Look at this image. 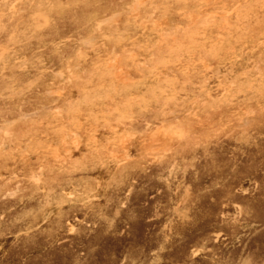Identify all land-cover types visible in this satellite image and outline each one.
Masks as SVG:
<instances>
[{
	"label": "rangeland",
	"instance_id": "374dc122",
	"mask_svg": "<svg viewBox=\"0 0 264 264\" xmlns=\"http://www.w3.org/2000/svg\"><path fill=\"white\" fill-rule=\"evenodd\" d=\"M239 1L1 0L0 264H264V0Z\"/></svg>",
	"mask_w": 264,
	"mask_h": 264
},
{
	"label": "bare ground",
	"instance_id": "6f19581e",
	"mask_svg": "<svg viewBox=\"0 0 264 264\" xmlns=\"http://www.w3.org/2000/svg\"><path fill=\"white\" fill-rule=\"evenodd\" d=\"M38 1H39V0H38ZM55 1H56V0H52V5L50 6L51 10H52L53 12H55V13H60V12H62V11L64 10V8H63L61 5H59L57 2H55ZM165 1H166V0H165ZM216 1H217V0H216ZM240 1H241V0H240ZM240 1H239V2H240ZM243 1H244V0H243ZM0 2H1V0H0ZM160 2H161V1H160ZM3 3H4V1H3ZM154 3H155V1H154ZM237 4L239 5V3H237ZM36 5H37V3H36ZM38 5H39V3H38ZM235 5H236V4H235ZM235 5H234V6H235ZM11 6H12V5H11ZM39 6H40V5H39ZM126 6H127V5H126ZM183 6H184V5H183ZM208 6H209V5H208ZM7 7H8V6H7ZM165 7H166V6H165ZM232 7H233V6H232ZM9 8H10V7H9ZM128 8H129V7H128ZM181 8H182V7H181ZM196 8H197V7H196ZM203 8H204V7H203ZM234 8H235V7H234ZM7 10H8V8H7ZM19 10H21V9H19ZM166 10H167V8H166ZM229 10H230V9H229ZM234 10H235V9H234ZM237 10H238V9H237ZM4 11H5V10H4ZM8 11H9V10H8ZM42 11L44 12V10H42ZM162 11H163V10H162ZM220 11H221V10H220ZM223 11H224V10H222V12H223ZM200 12H201V11H200ZM208 12H209V11H208ZM208 12H207V13H208ZM212 12H213V11L211 10V13H212ZM164 13H166V12H164ZM187 13H188V12H187ZM202 13H204V12H202ZM205 13H206V12H205ZM209 13H210V12H209ZM226 13H228V12H226ZM229 13H230V11H229ZM229 13H228V14H229ZM235 13H236V12H235ZM235 13H234V14H235ZM240 13H241V12H240ZM240 13H238V15H239ZM245 13H246V12H245ZM10 14H12V13H10ZM122 15H123V14H122ZM195 15H196V14H195ZM209 15H210V14H209ZM211 15H212V14H211ZM213 15H214V14H213ZM213 15H212V16H213ZM216 15H217V14H216ZM225 15H226V14H225ZM235 15H236V14H235ZM235 15H234V16H235ZM245 15H246V14H245ZM33 16H34V15H33ZM40 16H43V15H40ZM126 16H127V15H126ZM202 16H203V15H202ZM206 16H207V14H206ZM46 17H47V16H46ZM147 17H148V16H147ZM191 17H192V16H191ZM42 18H43V17H42ZM44 18H45V17H44ZM148 18H149V17H148ZM148 18H147V19H148ZM203 18H204V17H203ZM229 18H230V17H229ZM87 19H88V18H87ZM120 19H121V18H120ZM209 19H210V18H209ZM231 19H232V18H231ZM37 21H38V20H37ZM120 21H122V20H120ZM126 21H127V20H126ZM131 21H132V20H131ZM176 21H177V20H176ZM95 22H96V21H95ZM109 22H110V21H109ZM229 22H230V21H229ZM97 23H98V22H97ZM104 23H105V22H104ZM126 23H127V22H125V25H124V28H125V29H126L125 26L127 25ZM171 23H172V22H171ZM123 24H124V22H123ZM130 24H131V23H130ZM130 24H128V26H130ZM20 25H21V24H20ZM132 25H133V24H132ZM187 25H188V24H187ZM102 26H103V25H102ZM178 26H180V25H178ZM200 26H201V25H200ZM28 27H29V26H28ZM3 28H4V26H3ZM122 28H123V27H122ZM133 28H134V26H133ZM142 29H143V28H142ZM195 29H196V28H195ZM195 29H194V30H195ZM199 30H200V29H199ZM199 30H198V31H199ZM94 31H95V29H94ZM94 31H92V32H94ZM121 31L123 32V30H121ZM142 31H143V30H142ZM142 31H140V32H142ZM203 31H204V30H203ZM242 31H243V30H242ZM122 32H121V33H122ZM221 32H222V31H221ZM13 33H14V31H13ZM119 33H120V32H119ZM222 33H223V32H222ZM201 34H202V33H201ZM209 34H210V33H209ZM9 35H10V34H9ZM11 36H12V35H11ZM101 36H102V35H101ZM115 36H117V35H115ZM169 36H170V35H169ZM180 36H181V35H180ZM104 37H105V36H104ZM127 37H128V35H127ZM206 37H207V36H206ZM64 38H65V37H64ZM108 38H109V37H108ZM116 38H120V37L118 36V37H116ZM149 38H150V37H149ZM171 38H172V36H171ZM260 38H261V37H260ZM15 39H16V38H15ZM98 39H99V38H98ZM102 39H103V38L100 37V41H102ZM109 39H110V38H109ZM120 39H121V38H120ZM123 39H124V38H123ZM123 39H122V40H123ZM187 39H188V37H187ZM248 39H249V38H248ZM61 40H62V39H61ZM63 40H64V39H63ZM81 40H82V39H81ZM85 40H86V39H85ZM104 40H106V39H104ZM124 40H125V39H124ZM207 40H209V39L207 38ZM10 41H11V40H10ZM108 41H109V40H108ZM260 41H261V40H260ZM8 42H9V41H7V43H8ZM50 42H51V41H50ZM106 42H107V40H106ZM129 42H130V41H129ZM145 42H146V41H145ZM169 42H170V41H169ZM221 42H222V41H221ZM82 43H87V42H85V41L83 42V41H82ZM101 43H102V42H101ZM101 43H100V44H101ZM159 43H160V42H159ZM178 43H180V42H178ZM55 44H56V43H55ZM118 44H119V43H117V45H118ZM140 44H142V43H139L138 46H140ZM165 44H166V43H165ZM180 44H181V43H180ZM180 44H179V45H180ZM182 44H183V43H182ZM220 44H221V43H220ZM220 44H219V45H220ZM236 45H237V44H236ZM0 46H1V45H0ZM86 46H87V45H86ZM167 46H168V45H167ZM181 46H182V45H181ZM181 46H180V47H181ZM186 46H188V44H186ZM241 46H242V45H241ZM3 47H4V46H3ZM92 47H93V46H92ZM256 47H257V46H256ZM112 48H113V47H112ZM115 48H116V47H115ZM136 48H137V47H136ZM166 48H167V47H166ZM174 48H175V45H174ZM174 48H173V49H174ZM176 48L178 49V47H176ZM181 48H184V47H181ZM216 48H217V47H216ZM216 48H212L211 50L214 51ZM218 48H219V46H218ZM254 48H255V46L253 47V49H254ZM2 49L4 50V48H2ZM89 49H92V48L89 47ZM167 49L169 50V47H168ZM170 49H171V48H170ZM205 49H206V48H205ZM3 50H1V51H2L1 54L3 53ZM5 50H6V49H5ZM37 50H38V49H37ZM95 50H96V49H95ZM99 50H100V49H99ZM99 50H98V51H99ZM111 50H112V49H111ZM137 50H138V49H137ZM146 50H147V49H146ZM153 50H154V49H153ZM168 50H166V51H168ZM208 50H209V48H208ZM211 50H209V51H211ZM219 50H220V49H219ZM219 50H218V51H219ZM246 50H247V49H246ZM6 51H7V50H6ZM6 51H4L5 54H6ZM131 51H132V50H131ZM131 51H130V52H131ZM144 51H145V50H144ZM204 51H205V50H204ZM213 51H212V52H213ZM239 51H240V49H239ZM251 51H252V50H251ZM253 51H254V50H253ZM253 51H252V52H253ZM94 52H95V51H94ZM96 52H97V51H96ZM120 52H121V50H120ZM145 52H147V51H145ZM236 52H237V51H236ZM240 52H241V51H240ZM91 53H92V52H91ZM103 53H105V52H103ZM103 53H102V54H103ZM138 53H140V52H138ZM148 53H149V52H148ZM148 53H146V55H147ZM93 54H94V53H93ZM112 54H113V53H112ZM185 54L188 55L187 53H185ZM210 54H211V53H210ZM2 55H3V54H2ZM86 55H87V54H86ZM86 55H85V56H86ZM110 55H111V54H110ZM78 56H79V55H78ZM95 56H96V54H95ZM95 56H94V57H95ZM143 56H144V55H143ZM163 56H164V55H163ZM1 57H3V56H1ZM112 57H113V56H112ZM155 57H156V56H155ZM161 57H162V56H161ZM181 57H182V56H181ZM210 57H211V56H210ZM231 57H232V56H231ZM22 58H23V57H22ZM81 58H82V56H81ZM81 58H80V59H81ZM95 58H96V60H97V56H96ZM102 58H103V57H102ZM105 58H106V57H105ZM105 58H103L104 61H106ZM116 58H117V57H116ZM127 58H129V57H127ZM131 58H132V57H131ZM134 58H135V57H134ZM134 58H133V59H134ZM150 58H151V57H150ZM163 58H164V57H163ZM227 58H228V57H227ZM241 58H242V57H241ZM1 59H2V58H1ZM42 59H43V58H42ZM75 59H76V58H75ZM75 59H74V60H75ZM83 59H84V58H83ZM98 59H99V58H98ZM124 59H125V57H124ZM156 59H157V58H156ZM175 59H176V58H175ZM198 59H199V58H198ZM225 59H226V58H225ZM16 60H18V59H16ZM96 60H94V61H96ZM125 60H128V59H125ZM148 60H150V59H148ZM158 60H159V57H158ZM164 60H165V58H164ZM187 60H188V59H187ZM226 60H227V59H226ZM226 60H224V62H225ZM228 60H229V59H228ZM18 61H20V60H18ZM21 61H22V59H21ZM27 61H28V60H27ZM81 61H83V60H81ZM101 61H102V60H101ZM115 61H117V60H115ZM173 61H174V59H173ZM176 61H177V60H176ZM229 61H230V60H229ZM13 62H14V61H13ZM92 62H93V61H92ZM102 62H103V61H102ZM132 62H133V61H132ZM132 62H131V63H132ZM147 62H148V61H147ZM147 62H146V63H147ZM166 62H167V61H166ZM195 62H196V61H195ZM197 62H198V60H197ZM227 62H228V61H227ZM24 63H27V62H24ZM42 63H43V62H42ZM125 63H126V61H125ZM207 63H208V62H207ZM3 64H4V63H3ZM92 64H93V63H92ZM92 64H91V66H92ZM102 64H103V63H102ZM102 64H100V65H102ZM158 64H159V62H158ZM161 64H162V63H161ZM163 64H164V63H163ZM166 64H168V62H167ZM23 65H24V64H23ZM66 65H67V63H66ZM103 65H104V64H103ZM191 65H193V64H191ZM222 65H223V64H222ZM16 66H18V65H16ZM75 66H76V65H75ZM113 66H114V64H113ZM218 66H219V65H218ZM72 67H73V66H72ZM84 67H85V66H84ZM110 67H111V66H109V68H110ZM144 67H146V66H144ZM152 67H153V66H152ZM186 67H187V65H186ZM192 67H193V66H192ZM149 68H150V67H149ZM189 68H190V66H189ZM214 68H215V67H214ZM214 68H213V69H214ZM250 68H251V67H250ZM17 69H19V67H17ZM23 69H24V67H22V70H23ZM72 69H73V68H72ZM76 69H77V68H76ZM106 69H107V68H106ZM117 69H118V68H117ZM143 69H144V68H143ZM160 69H161V68H160ZM162 69H163V67H162ZM218 69H219V67H218ZM229 69H231V67H230ZM47 70H48V69H47ZM119 70H120V68H119ZM147 70H148V69H147ZM149 70H150V69H149ZM183 70H185V69H183ZM194 70H195V69H194ZM75 71H76V70H75ZM95 71H96V70H95ZM144 71H145V70H144ZM199 71H200V70H199ZM226 71H227V69H226ZM52 72H53V71H52ZM71 72H72V71H71ZM99 72H100V71H99ZM180 72H181V71H180ZM186 72H187V71H186ZM217 72H218V71H217ZM228 72H229V71H228ZM231 72H232V71H231ZM128 73H129V72H128ZM148 73H149V72H148ZM183 73H184V72H183ZM183 73H182V74H183ZM114 74H116V73H114ZM140 74H141V73H140ZM143 74H144V73H143ZM149 74H150V73H149ZM173 74H174V73H173ZM218 74H219V73H218ZM236 74H237V73H236ZM57 75H58V74H57ZM70 75H71V74H70ZM73 75H74V74H73ZM109 75H110V74H109ZM109 75H108V76H109ZM146 75H147V74H146ZM146 75H145V76H142V77H146ZM150 75H151V74H150ZM207 75H208V74H207ZM237 75H238V74H237ZM76 76H77V74H76ZM117 76H118V75H117ZM130 76H131V75H130ZM148 76H149V75H148ZM148 76H147V77H148ZM241 76H242V75H241ZM254 76H255V75H254ZM2 77H3V76H2ZM152 77H153V76H152ZM184 77H185V76H184ZM211 77H213V76L211 75ZM225 77H226V76H225ZM228 77H229V76H228ZM138 78H139V77H138ZM138 78H137V79H138ZM186 78H187V77H186ZM207 78H208V77H207ZM244 78H245V77H244ZM115 79H116V78H115ZM141 79H144V78H141ZM166 79H168V78H166ZM173 79H174V78H173ZM195 79L197 80V78H195ZM201 79H202V78H201ZM65 80H66V79H65ZM149 80H150V79H149ZM163 80L165 81V78H163ZM163 80H162V81H163ZM217 80H218V79H217ZM217 80H216V81H217ZM239 80H240V79H239ZM156 81H157V79H156ZM160 81H161V79H160ZM162 81H161V82H162ZM183 81H184V80H183ZM188 81H191V80H188ZM242 81H243V80H242ZM61 82H62V80H61ZM66 82H67V80H66ZM165 82H167V81H165ZM168 82H169V81H168ZM240 82H241V80H240ZM254 82L256 83V79H255ZM157 83H158V82H157ZM157 83H156V84H157ZM169 83H170V82H169ZM182 83H184V82H182ZM182 83H181V84H182ZM193 83H194V82H193ZM193 83H192V84H193ZM201 83H202V85H203V82H201ZM201 83H200V84H201ZM214 83H215V82H214ZM218 83H219V82H218ZM249 83H250V81H249ZM260 83H261V82H259V79H258V84H256V85H259ZM66 84H67V83H66ZM136 84H137V86H138L139 83H136ZM159 84L161 85L160 82H159ZM165 84H166V83H165ZM181 84H180V86H181ZM233 84H235V83H233ZM10 85H12V84H10ZM62 85H65V84H62ZM140 85H143V83L140 84ZM193 85H194V84H193ZM197 85H198V84H197ZM216 85H217V84H216ZM252 85H253V84H252ZM29 86H30V84H29ZM29 86H28V87H29ZM133 86H134V85H133ZM135 86H136V85H135ZM157 86H158V85H156V88H157ZM163 86H164V85H163ZM170 86H171V85H170ZM194 86H195V85H194ZM210 86H211V84H210ZM260 86H261V85H260ZM114 87H115V86H114ZM131 87H132V86H131ZM141 87H142V86H141ZM143 87H144V86H143ZM151 87H152V86H150L149 89H150ZM164 87H165V86H164ZM214 87H215V86H214ZM10 88H12V87H10ZM126 88H127V87H126ZM136 88H137V87H136ZM152 88H153V87H152ZM160 88H161V87H160ZM183 88H184V87H183ZM201 88H202V87H201ZM208 88H210V87H208ZM215 88H216V87H215ZM251 88H252V86H251ZM253 88H254V87H253ZM79 89H82V88H79ZM149 89H147V87H146V89H145L144 91L149 90ZM153 89H154V88H153ZM177 89H178V88H177ZM177 89H176V90H177ZM192 89H193V88H192ZM210 89H211V88H210ZM227 89H228V88H227ZM257 89H258V88H257ZM83 90H84V89H82L81 91H83ZM85 90H86V92H87V89H85ZM114 90H115V89H114ZM123 90H125V89H123ZM167 90H171V89H167ZM176 90H174L175 92H173V91H172V92H173V93H176ZM195 90H196V89H195ZM198 90H199V89H198ZM56 91H57V90H56ZM119 91H120V90H119ZM149 91H150V90H149ZM154 91H155V90H154ZM159 91H160V90H159ZM182 91H183V90H182ZM199 91H200V90H199ZM208 91H209V90H208ZM222 91H223V90H222ZM234 91H235V90H234ZM83 92H84V91H83ZM114 92H115V91H114ZM126 92H127V91H125L124 93H126ZM169 92H170V91H169ZM169 92H168V93H169ZM177 92H179V91H177ZM227 92H228V90H227ZM245 92H246V91H245ZM245 92H244V93H245ZM1 93H2V92H1ZM112 93H113V92H112ZM141 93H142V92H141ZM144 93H145V92H144ZM144 93H143V94H144ZM146 93H147V92H146ZM156 93H157V92H156ZM156 93H155L154 95H156ZM183 93H185V90H184ZM220 93H221V92H220ZM56 94H58V93H56ZM109 94H110V93H109ZM158 94H161V93L159 92ZM176 94H178V93H176ZM176 94H175V95H176ZM206 94H207V93H206ZM225 94H226V93H225ZM233 94H234V93H233ZM235 94H236V93H235ZM241 94H242V93H241ZM118 95H119V94H118ZM138 95H139V94H138ZM149 95H150V94H149ZM242 95H243V94H242ZM61 96H62V95H61ZM82 96L85 97V94H83ZM133 96H134V95H133ZM142 96H143V95H142ZM151 96H152V94H151ZM159 96H160V95H159ZM168 96H169V95H168ZM178 96H179V95H178ZM180 96H181V95H180ZM216 96H218V95H216ZM237 96H238V95H237ZM127 97H128V96H127ZM136 97H138V96H136ZM136 97H135V98H136ZM169 97H170V96H169ZM173 97H174V95H173ZM185 97H186V96H185ZM205 97H206V96H205ZM213 97H214V96H213ZM233 97H234V96H233ZM246 97H247V96H246ZM2 98H3V97H2ZM57 98H58V97H57ZM97 98H98V97H97ZM132 98H133V97H132ZM159 98H160V97H159ZM201 98H202V97H201ZM219 98H220V97H219ZM223 98H224V97H223ZM234 98H235V97H234ZM84 99H85V98H84ZM98 99H99V98H98ZM130 99H131V98H130ZM136 99H137V98H136ZM150 99H151V98H150ZM150 99H149V100H150ZM179 99H180V98H179ZM181 99H182V98H181ZM183 99H184V98H183ZM198 99H199V98H198ZM214 99H215V98H214ZM221 99H222V98H221ZM238 99H239V98H238ZM86 100H87V99H86ZM88 100H89V99H88ZM91 100H92V99H91ZM91 100H89V101H91ZM132 100L134 101L135 99H132ZM143 100H144V98H143ZM152 100H153V96H152ZM217 100H219V99H217ZM260 100H261V98H260ZM126 101H127V100H126ZM128 101H129V100H128ZM145 101H146V104H147V100H146V98H145ZM171 101H172V100H171ZM180 101H183V100H180ZM205 101H206V100H204L203 102H205ZM213 101H214V100H213ZM221 101H222V100H221ZM221 101H220V102H221ZM56 102H57V101H56ZM64 102H65V101H64ZM124 102H125V101H124ZM154 102H155V101H154ZM163 102H164V101H163ZM167 102H169V101H167ZM177 102H178V100H177ZM192 102H193V101H192ZM215 102H216V101H215ZM225 102H226V101H225ZM255 102H256V101H255ZM61 103H63V102H61ZM73 103H74V102H73ZM88 103H89V102H88ZM136 103H138V102H136ZM139 103H140V101H139ZM172 103H173V102H172ZM183 103H184V102H183ZM55 104H56V103H55ZM123 104H124V106H125L126 102L123 103ZM123 104H122V106H123ZM157 104H158V103H157ZM161 104H162V103H161ZM164 104H166V103H164ZM173 104H174V103H173ZM181 104H182V103H181ZM181 104H180V105H181ZM216 104H217V103H216ZM71 105H72V104H71ZM120 105H121V104H120ZM128 105H130V104H128ZM128 105H127V107H129ZM137 105H138V104H137ZM142 105H144V104H142ZM147 105H148V104H147ZM174 105H175V104H174ZM195 105H196V104H195ZM230 105H231V104H230ZM135 106H136V105H135ZM159 106H160V105H159ZM175 106H176V105H175ZM175 106H174V107H175ZM207 106H208V105H207ZM209 106H210V105H209ZM94 107H95V106H94ZM190 107H191V106H190ZM47 108H48V107H47ZM49 108H50V107H49ZM148 108H149V107H148ZM161 108H162V107H161ZM161 108H160V109H161ZM166 108H167V107H166ZM168 108H169V107H168ZM168 108H167V109H168ZM42 109H43V108H42ZM45 109H46V108H45ZM87 109H88V108H87ZM139 109H140V108H139ZM144 109H145V108H144V106H143V109L141 108V110H144ZM146 109H147V106H146ZM213 109H214V108H213ZM53 110H54V109H53ZM168 110H170V109H168ZM173 110H174V108H173ZM193 110H194V109H193ZM209 110H210V109H209ZM115 111H117V110H115ZM136 111H137V109H136ZM145 111H146V110H145ZM157 111H158V110H157ZM159 111H160V110H159ZM163 111H164V110H163ZM36 112H37V111H36ZM73 112H74V111H73ZM86 112H87V111H86ZM99 112H100V111H99ZM123 112H125V111H123ZM195 112H196V111H195ZM77 113H78V112H77ZM79 113H80V111H79ZM79 113H78V115H79ZM100 113H101V112H100ZM125 113H126V112H125ZM161 113H162V112H161ZM164 113H166V112H164ZM53 114H54V113H53ZM53 114H52V115H53ZM90 114H91V113H90ZM56 115H57V114H56ZM161 115H162V114H161ZM182 115H184V117H185L186 114H182ZM21 116H22V115H21ZM79 116H80V115H79ZM120 116H121V114H120ZM129 116H130V115H129ZM237 116H238V115H237ZM54 117H55V116H54ZM118 117H119V116H118ZM29 118H30V117H29ZM52 118H53V117H52ZM87 118H88V117H85L84 119L86 120ZM12 119H13V118H12ZM15 119H16V118H15ZM53 119H54V118H53ZM75 119H76V118H75ZM75 119H74V120H75ZM106 119H107V118H106ZM19 120H20V119H19ZM59 120H60V119H59ZM70 120H71V119H70ZM76 120H77V119H76ZM82 120H83V119H82ZM100 120H101V119H100ZM125 120H126V118H125ZM55 121H56V120H55ZM183 121H184V120H183ZM68 122H69V121H68ZM178 122H179V121H178ZM55 123H56V122H55ZM93 123H95V122H93ZM183 123H184V122H183ZM13 124H15V123H13ZM50 124H51V123H50ZM108 124H109V123L107 122V125H108ZM168 125H169V124H168ZM170 125H171V124H170ZM2 126H3V125H2ZM2 126H1V127H2ZM4 126H5V125H4ZM79 126H80V125H79ZM165 126H166V125H165ZM77 127H78V126H77ZM114 127H115V126H114ZM114 127H113V129H114ZM166 127H167V126H166ZM224 127H225V126H224ZM6 128H7V127H6ZM78 128H79V127H78ZM107 129L109 130V128H107ZM54 130H55V129H54ZM76 130H78V129H76ZM118 130H119V128H118ZM180 130H181V129H180ZM3 131H4V130H3ZM84 131H85V130H84ZM181 131H182V130H181ZM87 132H88V131H87ZM188 132H189V131H188ZM88 133H89V132H88ZM93 133H94V132H93ZM112 133H113V132H112ZM96 134H97V133H96ZM115 134H116V133H115ZM175 134H176V133H175ZM110 135H111V134H110ZM173 135H174V134H173ZM23 138H24V137H23ZM121 138H122V137H121ZM29 139H30V138H28V140H29ZM87 140H88V138H87ZM105 140H106V139H105ZM23 141H24V140H23ZM23 141H22V142H23ZM108 141H109V140H108ZM132 141H133V139H132ZM150 141H151V140H150ZM2 142H3V141H2ZM85 142H86V140H85ZM85 142H84V143H85ZM88 142H89V141H88ZM88 142H86V143H88ZM94 142H95V140H94ZM57 143H58V142H57ZM107 143H108V142H107ZM151 143H152V142H151ZM0 144H1V142H0ZM22 144H23V143H22ZM22 144H21V145H22ZM93 144H94V143H93ZM5 145H6V144H5ZM13 145H16V144L13 143ZM2 146H3V145H2ZM23 146H24V145H23ZM30 146H31V145H30ZM94 146H95V145H94ZM111 146H112V145H111ZM128 146H129V145H128ZM0 147H1V146H0ZM6 147H7V146H6ZM79 147H80V146H79ZM86 147H89V145L86 146ZM112 147H113V146H112ZM3 148H4V147H3ZM137 148H138V147H137ZM12 149H13V148H12ZM39 149H41V148H39ZM42 149H43V148H42ZM44 149H45V148H44ZM46 149H47V148H46ZM90 149H94V148H90ZM138 149H139V148H138ZM18 150H19V149H18ZM18 150H13V151H18ZM28 150H29V149H28ZM78 150H79V149H78ZM83 150H84V149H83ZM133 150H134V149H133ZM6 151H7V150H6ZM6 151H5V152H6ZM26 151H27V150H26ZM33 151H34V148H33ZM36 151H37V150H36ZM75 151H76V150H75ZM84 151H85V150H84ZM89 151H90V150H89ZM136 151H137V150H136ZM139 151H141V150H139ZM18 152H19V151H18ZM20 152H21V150H20ZM34 152H35V151H34ZM80 152H81V151H80ZM133 152H134V151H133ZM8 153H9V152H8ZM12 153H14V152H12ZM73 153H74V152H73ZM90 153H91V151H90ZM30 154H31V153H30ZM78 154H79V152H78ZM131 154H132V153H131ZM137 154H138V153H137ZM20 155H21V154H20ZM24 155H25V154H24ZM108 155H109V154H108ZM111 155H112V154H111ZM118 155H119V154H118ZM74 156H75V155H74ZM76 156H77V155H76ZM124 156H125V153H124ZM135 156H136V155H135ZM41 157H42V156H41ZM156 157H157V156H156ZM7 158H9V157H7ZM12 158H13V156H12ZM14 158H15V157H14ZM24 158H26V157H24ZM42 158H43V157H42ZM80 158H81V157H80ZM114 158H115V157H114ZM125 158H126V156H125ZM17 159H18V158H17ZM108 159H109V158H108ZM11 160H12V159H11ZM21 160H22V159H21ZM4 161H5V159L3 160V162H4ZM123 161H124V160H123ZM16 162H17V161H16ZM22 162H23V161H22ZM49 162H50V161H49ZM74 162H77V161H74ZM120 162H122V161H120ZM25 163H26V162H25ZM53 164H54V162H53ZM75 164H76V163H75ZM60 165H61V164H60ZM5 166H6V165H5ZM5 166H4V169H5ZM20 166H21V165H20ZM46 166H47V165H46ZM178 166H179V165H178ZM7 167H8V165H7ZM18 167H19V166H18ZM25 167H26V166H24V168H25ZM58 167H59V166H58ZM10 168H12V166H10ZM14 168H15V167H14ZM114 168H115V167H114ZM4 169H3V170H4ZM16 169H17V167H16ZM44 169H45V168H44ZM5 170H7V168H6ZM62 170H64V169H62ZM42 171H43V170H42ZM57 171H58V170H57ZM7 172H8V171H7ZM43 172H44V171H43ZM13 173H14V172H13ZM24 174H25V173H24ZM24 174H23V176H24ZM7 175H8V174H7ZM15 175H16V174H15ZM8 176H9V175H8ZM11 176H12V175H11ZM12 177H13V176H12ZM14 177H15V176H14ZM24 177H26V176H24ZM24 177H23V178H24ZM15 178H16V177H15ZM16 179H17V178H16ZM28 179H29V178H28ZM29 180H30V179H29ZM6 181H7V180H6ZM13 181H14V179H13ZM33 181H34V180H33ZM7 182H8V181H7ZM26 182H27V181H26ZM95 186H96V185H95ZM14 194H15V193H14ZM92 194H93V193H92ZM46 199H47V198H46ZM61 204H62V203H61ZM57 206H58V205H57ZM194 238H195V237H194ZM165 239H166V238H165Z\"/></svg>",
	"mask_w": 264,
	"mask_h": 264
}]
</instances>
